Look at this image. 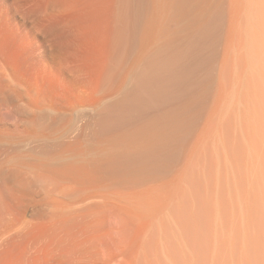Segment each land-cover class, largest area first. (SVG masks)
Masks as SVG:
<instances>
[{
	"label": "bare ground",
	"instance_id": "obj_1",
	"mask_svg": "<svg viewBox=\"0 0 264 264\" xmlns=\"http://www.w3.org/2000/svg\"><path fill=\"white\" fill-rule=\"evenodd\" d=\"M261 2L247 42L231 0L205 112L211 0H0V264H235L241 137L264 215Z\"/></svg>",
	"mask_w": 264,
	"mask_h": 264
},
{
	"label": "rangeland",
	"instance_id": "obj_2",
	"mask_svg": "<svg viewBox=\"0 0 264 264\" xmlns=\"http://www.w3.org/2000/svg\"><path fill=\"white\" fill-rule=\"evenodd\" d=\"M211 2L215 10H211L212 12L207 10V15L218 13L222 18V23L214 29L218 38L217 41L211 45L210 50H206L208 65L205 73L209 86L205 112L213 103L216 95L221 65L225 57L227 31L232 22V14L230 12L231 0H211ZM245 4L247 7V42H249L258 19L257 11L263 8V3L261 0H245ZM210 29H213V26L207 24V30ZM244 107L235 91L230 96L227 109L220 118L226 114L235 115V111H237L238 119H240V111ZM261 111L262 115L255 126L264 144V102ZM237 133L238 135H242L240 126L237 128ZM241 143L243 146L242 153L237 159H241L247 163L235 164V264L239 261L249 264H264V251L260 250L256 243L257 235L264 236V215L258 217L253 208L255 203H259L262 206L258 197L260 188L257 184V178L262 166L258 160H255L256 152L247 140L241 137Z\"/></svg>",
	"mask_w": 264,
	"mask_h": 264
}]
</instances>
